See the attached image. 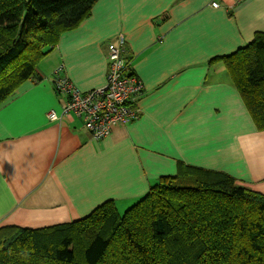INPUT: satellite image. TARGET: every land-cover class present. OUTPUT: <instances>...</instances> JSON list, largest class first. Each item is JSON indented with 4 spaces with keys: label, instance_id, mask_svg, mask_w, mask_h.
I'll return each mask as SVG.
<instances>
[{
    "label": "crops",
    "instance_id": "obj_1",
    "mask_svg": "<svg viewBox=\"0 0 264 264\" xmlns=\"http://www.w3.org/2000/svg\"><path fill=\"white\" fill-rule=\"evenodd\" d=\"M256 32L264 33V0H98L39 63L40 81H25L0 105V227L69 223L107 200L124 211L178 162L264 194V131L223 65H208ZM118 36L143 83L139 115L95 141L64 112L54 71L81 91L103 87L107 46Z\"/></svg>",
    "mask_w": 264,
    "mask_h": 264
},
{
    "label": "trees",
    "instance_id": "obj_2",
    "mask_svg": "<svg viewBox=\"0 0 264 264\" xmlns=\"http://www.w3.org/2000/svg\"><path fill=\"white\" fill-rule=\"evenodd\" d=\"M98 0H0V105ZM222 64L257 131H264V33ZM0 264H264V194L222 172L177 163L120 213L113 200L69 223L0 227Z\"/></svg>",
    "mask_w": 264,
    "mask_h": 264
},
{
    "label": "built area",
    "instance_id": "obj_3",
    "mask_svg": "<svg viewBox=\"0 0 264 264\" xmlns=\"http://www.w3.org/2000/svg\"><path fill=\"white\" fill-rule=\"evenodd\" d=\"M211 6L217 8L218 3ZM124 46L122 36L107 46L108 72L103 87L81 91L60 75L61 67L54 71V89L66 99L64 112L80 118L95 141L106 138L115 126L125 125L139 115L136 103L143 92V83L132 72ZM47 117L51 121L58 119L53 111Z\"/></svg>",
    "mask_w": 264,
    "mask_h": 264
},
{
    "label": "rangeland",
    "instance_id": "obj_4",
    "mask_svg": "<svg viewBox=\"0 0 264 264\" xmlns=\"http://www.w3.org/2000/svg\"><path fill=\"white\" fill-rule=\"evenodd\" d=\"M50 58V57H49ZM44 60V59H43ZM42 60V61H43ZM41 63H43V62H41ZM44 63H49V60L48 59H46V61L44 62ZM124 211H120V213H123Z\"/></svg>",
    "mask_w": 264,
    "mask_h": 264
}]
</instances>
